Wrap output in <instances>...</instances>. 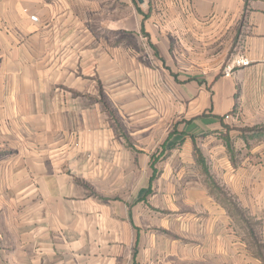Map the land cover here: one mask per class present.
Instances as JSON below:
<instances>
[{
	"label": "crops",
	"instance_id": "obj_1",
	"mask_svg": "<svg viewBox=\"0 0 264 264\" xmlns=\"http://www.w3.org/2000/svg\"><path fill=\"white\" fill-rule=\"evenodd\" d=\"M209 176L264 236V0H0V264H262Z\"/></svg>",
	"mask_w": 264,
	"mask_h": 264
},
{
	"label": "trees",
	"instance_id": "obj_2",
	"mask_svg": "<svg viewBox=\"0 0 264 264\" xmlns=\"http://www.w3.org/2000/svg\"><path fill=\"white\" fill-rule=\"evenodd\" d=\"M221 73H218L219 76ZM256 128V127H255ZM244 131H252L254 128H242ZM198 162L202 164L203 172L207 173L205 165L202 162L201 154L196 150ZM210 178V176H209ZM210 192L218 198L220 203L226 208L230 216L236 222L238 228L243 232V239L246 242L249 252L264 264V236L261 233V223L242 208L233 195L229 194L215 181L210 178L208 183Z\"/></svg>",
	"mask_w": 264,
	"mask_h": 264
},
{
	"label": "built area",
	"instance_id": "obj_3",
	"mask_svg": "<svg viewBox=\"0 0 264 264\" xmlns=\"http://www.w3.org/2000/svg\"><path fill=\"white\" fill-rule=\"evenodd\" d=\"M33 20H35V16L31 17ZM250 64V61L242 56V55H236L234 56L229 62L225 63V65L222 68V73L224 75H229L232 73V71L239 66H247Z\"/></svg>",
	"mask_w": 264,
	"mask_h": 264
},
{
	"label": "rangeland",
	"instance_id": "obj_4",
	"mask_svg": "<svg viewBox=\"0 0 264 264\" xmlns=\"http://www.w3.org/2000/svg\"><path fill=\"white\" fill-rule=\"evenodd\" d=\"M230 53H233V50H232V49H230V52L228 53V56H227L228 59L232 56V54L230 55ZM227 58H226V60L222 63L221 67H219V68L217 69L218 72H222V68H223V66H224L225 63L228 61Z\"/></svg>",
	"mask_w": 264,
	"mask_h": 264
}]
</instances>
